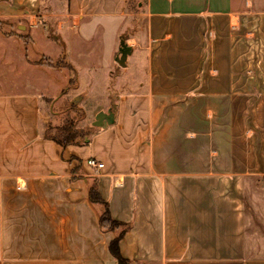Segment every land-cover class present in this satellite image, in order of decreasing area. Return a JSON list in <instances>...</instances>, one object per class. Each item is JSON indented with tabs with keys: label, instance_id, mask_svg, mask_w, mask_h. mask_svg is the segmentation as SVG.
<instances>
[{
	"label": "crops",
	"instance_id": "obj_1",
	"mask_svg": "<svg viewBox=\"0 0 264 264\" xmlns=\"http://www.w3.org/2000/svg\"><path fill=\"white\" fill-rule=\"evenodd\" d=\"M43 1L0 0L15 46L0 86V264H118L93 186L130 226L119 248L131 264H264V9ZM123 44L145 73L117 76ZM100 95L94 120L112 111V123L92 121L82 145L48 137L45 104L62 119Z\"/></svg>",
	"mask_w": 264,
	"mask_h": 264
},
{
	"label": "rangeland",
	"instance_id": "obj_2",
	"mask_svg": "<svg viewBox=\"0 0 264 264\" xmlns=\"http://www.w3.org/2000/svg\"><path fill=\"white\" fill-rule=\"evenodd\" d=\"M45 3V0L43 1ZM47 3V2H46ZM138 3H135V7H137ZM53 5H58L63 7V5H67V0H54L53 1ZM253 9H264V0H254L253 1ZM102 27H100L99 31L97 30V34H101L103 31L101 30ZM131 33L134 34V29L132 28ZM8 32H9V28L3 23V25L0 26V86L7 88V79H8V73L10 71V66L8 64V59L10 58V56H15V46L11 43L12 39H10L8 37ZM210 38V35L207 34ZM95 40H99V39H95ZM210 47V48H209ZM212 52L211 50V45L208 46L207 49H205L204 53L205 55H210ZM12 53V54H11ZM14 53V54H13ZM224 55L226 56L227 54V49L225 48V50H223ZM119 51L117 50V53L115 52L113 54V57L115 58L117 55H119ZM131 54V55H130ZM129 55V64L126 63V67H121L119 65V63L117 62V66H119L117 69V76L119 77H131V76H135L136 74H143L144 69L143 66H141V64L138 63V59L139 56H141L138 52H135L134 50L132 51V53H130ZM128 62V61H127ZM116 66V65H114ZM123 82V81H122ZM127 86L129 88H134L135 87V81L134 80H129L126 82ZM97 84H103V82H97ZM129 84V85H128ZM131 84V85H130ZM64 98H60L59 102L57 104H60V102H64ZM66 101V100H65ZM110 101V97L106 96V95H100V96H94L89 98L88 102L86 103V106H88V111L85 112L84 110L81 109L80 111V116L78 117V121H77V126L79 127H84V128H92L91 123L92 121L94 122V114L92 112L93 108L97 105V104H101V105H106L108 104ZM58 106V105H57ZM55 107L54 109H52L51 111V103L49 102L47 105L45 104L43 107L45 108L44 114L45 116L49 119V121H52L55 124H58L61 122L62 119H57L54 115L56 110H61L63 108V106H58ZM259 189L264 190V178H258L257 179V184H256ZM259 204V203H258ZM262 213V212H261ZM262 215L264 216V212L262 213Z\"/></svg>",
	"mask_w": 264,
	"mask_h": 264
},
{
	"label": "trees",
	"instance_id": "obj_3",
	"mask_svg": "<svg viewBox=\"0 0 264 264\" xmlns=\"http://www.w3.org/2000/svg\"><path fill=\"white\" fill-rule=\"evenodd\" d=\"M134 3L135 2L130 3L133 8H135ZM62 63H64L63 59L59 58L58 60H53L51 64L54 66H61ZM79 116L80 113L66 112L60 123L54 124L52 121H49L47 124L48 137L64 146L68 144L82 145L83 143H86V138L90 136L92 131L91 129L77 126ZM90 199L92 202L102 203L105 205V211L100 218L101 227L104 230L117 231L118 233L116 238L110 243V250L117 259L118 264H131L128 259L122 256L119 248L120 240L130 228L129 224L114 220L111 217L107 202L102 199L95 186L91 187Z\"/></svg>",
	"mask_w": 264,
	"mask_h": 264
},
{
	"label": "water",
	"instance_id": "obj_4",
	"mask_svg": "<svg viewBox=\"0 0 264 264\" xmlns=\"http://www.w3.org/2000/svg\"><path fill=\"white\" fill-rule=\"evenodd\" d=\"M131 48L126 46L125 44L122 45L120 48V54L116 58V61L119 63L121 66L126 65V59L128 54H130ZM114 113L112 111H100L99 113L96 114L95 120L93 122L94 126L100 127L103 126L105 122L107 123H112L114 121Z\"/></svg>",
	"mask_w": 264,
	"mask_h": 264
},
{
	"label": "built area",
	"instance_id": "obj_5",
	"mask_svg": "<svg viewBox=\"0 0 264 264\" xmlns=\"http://www.w3.org/2000/svg\"><path fill=\"white\" fill-rule=\"evenodd\" d=\"M87 163H88V165H90L91 167H93V168H97V169L102 168V167L104 166L103 162H101V161H99V160H97V159H95V158H90V159H88V160H87Z\"/></svg>",
	"mask_w": 264,
	"mask_h": 264
}]
</instances>
